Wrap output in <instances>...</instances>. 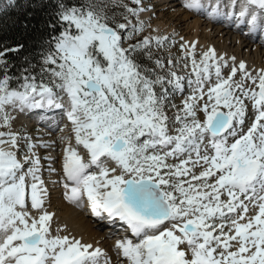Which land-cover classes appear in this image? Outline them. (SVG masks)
<instances>
[{"label": "snow or ice", "instance_id": "6c2138e0", "mask_svg": "<svg viewBox=\"0 0 264 264\" xmlns=\"http://www.w3.org/2000/svg\"><path fill=\"white\" fill-rule=\"evenodd\" d=\"M131 3L58 0L49 24L58 34L39 75L25 69L18 88L5 56L22 46L0 51V264H111L100 247L55 226L46 209L37 149L52 145L12 129V112L45 108L59 109L60 131L69 130L60 137L65 198L131 233L113 245L121 264H264V68L234 57L230 65L214 48L198 62L195 42H185L184 57L145 69L137 55L152 59L153 44L168 37L125 46L143 32L139 14L149 10ZM110 5L124 9L125 22L109 15ZM183 7L264 34V0ZM189 67L187 75L177 70ZM186 85L181 105L170 103Z\"/></svg>", "mask_w": 264, "mask_h": 264}, {"label": "bare ground", "instance_id": "6f19581e", "mask_svg": "<svg viewBox=\"0 0 264 264\" xmlns=\"http://www.w3.org/2000/svg\"><path fill=\"white\" fill-rule=\"evenodd\" d=\"M155 1L160 4L159 8L155 10V16L151 15L149 11L139 14L140 20L144 17L148 19L150 29L147 36L177 37L181 44L195 42L197 57L210 48H214L217 56L224 57L230 65L232 64L231 58L234 57L237 65L240 61H245L249 69L264 68V34L260 32L248 34L247 31L235 26L227 19L221 18L214 21L206 18L205 14H196L186 10L183 7L184 0ZM228 71V68H224L223 74L227 75ZM12 113L16 114L12 129L20 133L23 130L22 127H26L30 122H39L42 118H47L50 121L47 126L38 125L41 128L39 129L41 130L40 134L33 135L31 139L33 142H47L52 145L48 148L39 147L37 151L42 158L43 179L46 181L50 192L46 209L55 214V226L66 225L67 233L82 239L84 243L100 247L111 258V264H121L113 245L118 239L132 238L131 234L125 233L126 229L122 232L120 223L105 225L109 221L98 220L94 217L87 204L77 206L63 195L64 189L60 171L63 143L60 137L69 134L68 129H64L63 132L60 131L66 123L64 114L59 109L47 108L33 109L24 113ZM59 119H63V121L54 124V120L58 121ZM53 141H55L54 144ZM48 166L55 168L56 171L50 172ZM123 264H127L126 259Z\"/></svg>", "mask_w": 264, "mask_h": 264}, {"label": "trees", "instance_id": "16d2710c", "mask_svg": "<svg viewBox=\"0 0 264 264\" xmlns=\"http://www.w3.org/2000/svg\"><path fill=\"white\" fill-rule=\"evenodd\" d=\"M73 5L80 0H64ZM58 0H5L0 5V51L17 48L6 53L8 75L13 77L11 87L18 88L25 69L39 72V58L49 48V39L58 34L49 27L56 24ZM34 66V67H33Z\"/></svg>", "mask_w": 264, "mask_h": 264}, {"label": "rangeland", "instance_id": "374dc122", "mask_svg": "<svg viewBox=\"0 0 264 264\" xmlns=\"http://www.w3.org/2000/svg\"><path fill=\"white\" fill-rule=\"evenodd\" d=\"M5 0H0V5L4 2ZM12 1V0H9ZM85 0H80V4L84 3ZM123 4H128L130 7H135L134 4L131 3V0H122ZM149 9L148 11L151 12V15L155 16V10H157V8H159L160 4L159 2H156L155 0H143V6ZM153 13V14H152ZM127 13L124 12V9L122 7H113V6H109V15H114L115 18L119 21V22H125L123 19V15H126ZM129 19H131L132 23L135 24L137 22V19L135 17H129ZM141 18L139 17V20ZM143 23H144V30L142 33L137 34L136 36H134L130 41H127L125 43V46H127V43L131 42L134 43L136 40L141 39L143 36H147V33L150 29V26L148 24V19L147 17L142 18ZM168 38V41L164 44L163 47H156L155 44H153L151 52H152V59H149L147 57V55L145 54H138L137 55V61L145 68V69H155L156 65H155V60L156 59H161L163 60L165 63H167L168 59H172L173 61H176L182 57L185 56V51L181 49L180 45L181 43H179V38ZM48 50V48L45 50V52ZM44 52V53H45ZM44 54H42L43 56ZM42 56L39 58V72L37 75H39L40 73V68H41V60H42ZM200 56L197 57V61L199 62ZM34 67V66H33ZM178 71H180L181 75H187L190 72V67L188 69H183V68H178ZM166 71V69H165ZM191 89H189L187 87V85L185 86L184 92L180 93V92H174L171 95V101L170 103H174L176 105H181L182 100L184 99V97H186L189 93H190ZM168 114L170 116H172L174 114V109H167ZM18 113V112H17ZM14 117H15V113H11ZM15 121L12 122V124H14ZM26 127H24V129L22 130V134L27 135L28 137H32L33 135H37L40 134L41 130H37L36 132H27ZM25 130V131H24ZM49 167V166H48Z\"/></svg>", "mask_w": 264, "mask_h": 264}]
</instances>
